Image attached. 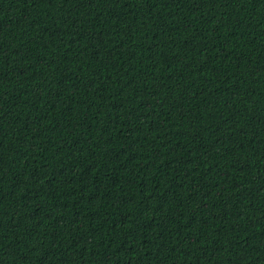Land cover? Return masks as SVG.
Returning a JSON list of instances; mask_svg holds the SVG:
<instances>
[{
    "label": "trees",
    "instance_id": "obj_1",
    "mask_svg": "<svg viewBox=\"0 0 264 264\" xmlns=\"http://www.w3.org/2000/svg\"><path fill=\"white\" fill-rule=\"evenodd\" d=\"M0 264H264V0H0Z\"/></svg>",
    "mask_w": 264,
    "mask_h": 264
}]
</instances>
